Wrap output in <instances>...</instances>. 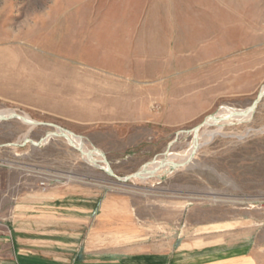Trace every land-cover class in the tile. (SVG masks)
I'll use <instances>...</instances> for the list:
<instances>
[{"label": "rangeland", "instance_id": "374dc122", "mask_svg": "<svg viewBox=\"0 0 264 264\" xmlns=\"http://www.w3.org/2000/svg\"><path fill=\"white\" fill-rule=\"evenodd\" d=\"M263 86L264 0H0V111L40 123L0 121L7 255L264 264V96L186 166L130 177Z\"/></svg>", "mask_w": 264, "mask_h": 264}, {"label": "bare ground", "instance_id": "6f19581e", "mask_svg": "<svg viewBox=\"0 0 264 264\" xmlns=\"http://www.w3.org/2000/svg\"><path fill=\"white\" fill-rule=\"evenodd\" d=\"M261 93H264V86L261 89ZM252 112L250 108L238 110L230 107H223L220 112L213 116H209L204 123V132L199 133L197 131L195 139L192 141L188 149L182 154H172L168 153L162 159H157L153 162H149V164L145 165L139 172V175L136 176L143 179L148 180L151 177L160 175L161 173H165L172 167L174 164H189L194 158L198 149L204 144L209 143L213 138L218 135L223 134V128L225 125L229 124L232 121L242 122L250 119ZM13 116H20L13 110H3L0 111V121L3 118H11ZM23 118V121L33 122L35 123L29 116L23 115L20 116ZM19 119V118H18ZM22 120V119H21ZM235 123V122H234ZM231 124V123H230ZM210 127H214L215 129H210ZM201 129V128H200ZM195 130V129H194ZM56 132V131H55ZM57 135L65 134L72 144L79 150H81L83 157L86 161L95 164L96 166H100L106 162L104 154L100 150L89 149L88 146L85 145V142L81 136L76 134H72L70 132L63 131L58 129L56 132ZM54 134H52L53 136ZM94 165V166H95ZM109 170V166L107 163L104 165V170Z\"/></svg>", "mask_w": 264, "mask_h": 264}, {"label": "crops", "instance_id": "0c3cea01", "mask_svg": "<svg viewBox=\"0 0 264 264\" xmlns=\"http://www.w3.org/2000/svg\"><path fill=\"white\" fill-rule=\"evenodd\" d=\"M58 105H53V107L47 108L49 111L53 109H59ZM39 107V106H37ZM41 108V107H40ZM42 109V108H41ZM56 111V110H55ZM57 113V112H56ZM3 226L0 225V233L3 231ZM6 238L0 236V264H96L86 261H79L76 257H68L66 255H60L55 257L48 255H39L38 250H28L23 248H14L13 255H7L6 251L8 250ZM33 246V245H32ZM30 249V248H29ZM98 264V263H97ZM101 264V263H100ZM112 264V263H105Z\"/></svg>", "mask_w": 264, "mask_h": 264}, {"label": "water", "instance_id": "95a60500", "mask_svg": "<svg viewBox=\"0 0 264 264\" xmlns=\"http://www.w3.org/2000/svg\"><path fill=\"white\" fill-rule=\"evenodd\" d=\"M263 96H264V93H261L260 94V96H259V98L255 101V103L251 106V108H250V111L253 113V111L255 110V108L257 107V105H258V103L261 101V99L263 98ZM14 117H18V116H14ZM12 118V117H11ZM8 118H3L2 120H7ZM24 122L25 123H27V124H30V125H33V126H35V125H39L40 123H33V122H26L25 120H24ZM52 126H56V125H52ZM57 127V126H56ZM58 129H61V130H63L62 128H60V127H57ZM63 131H65V130H63ZM68 132V131H67ZM54 135H56L57 136V134H54ZM63 136L64 137H66V138H68L65 134H63ZM48 138V137H47ZM69 139V138H68ZM70 141V140H69ZM71 142V141H70ZM72 143V142H71ZM81 151V150H80ZM108 164V163H107ZM108 166H109V164H108ZM184 166H186V165H182V164H174L173 165V167L175 168V169H179V168H182V167H184ZM109 174L110 175H112V176H115L114 175V173L110 170V172H109ZM138 175H139V173H137ZM137 174H135V175H133V176H130V177H137L136 175ZM129 178V177H128ZM127 178V179H128Z\"/></svg>", "mask_w": 264, "mask_h": 264}]
</instances>
